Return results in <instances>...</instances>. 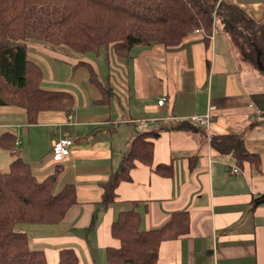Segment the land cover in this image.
<instances>
[{
    "label": "crops",
    "instance_id": "1",
    "mask_svg": "<svg viewBox=\"0 0 264 264\" xmlns=\"http://www.w3.org/2000/svg\"><path fill=\"white\" fill-rule=\"evenodd\" d=\"M228 1L264 20V8ZM216 32L222 36L218 42ZM28 54L50 67L29 46ZM95 55H105L101 70L87 54H67V75L60 63V73L49 68L46 76L35 60L43 70L42 87L74 95L70 112L43 110L37 122L29 123L24 109L0 106V136L10 131L18 142L11 149L0 147V166L9 167L20 157L39 180L58 168L55 189L72 184L77 196L60 222L29 225L34 231V236L25 231L30 247L43 250L50 264L58 263L62 247L76 251L78 264H110L106 248L120 245L112 223L134 205L144 231L164 226L175 211L188 212V232L160 243L157 264H264V203L252 205L253 197L264 193L261 72L241 60L221 24L209 48L196 32L177 47L136 46L129 58L106 51ZM82 61L92 64L97 80L107 85L104 103ZM161 96L167 98L164 106L158 105ZM206 113L212 115L208 126L192 122ZM139 119L154 120L142 130ZM145 131L160 133L154 139L153 166L137 161L131 179L121 181L116 199L105 205V184L121 167L133 138ZM224 133L242 136L246 148L260 155V168L249 161L239 166L231 154L213 146L212 137ZM62 135L75 142L70 157L55 162L51 146ZM160 163H171L172 174L157 172ZM234 166L240 173L231 172Z\"/></svg>",
    "mask_w": 264,
    "mask_h": 264
},
{
    "label": "trees",
    "instance_id": "2",
    "mask_svg": "<svg viewBox=\"0 0 264 264\" xmlns=\"http://www.w3.org/2000/svg\"><path fill=\"white\" fill-rule=\"evenodd\" d=\"M217 24L238 49L241 60L264 76V20L253 17L243 6L228 0H0V106L15 105L25 110L29 123L37 122L43 110L70 112L75 97L67 90L42 87L43 70L28 55V40L43 39L65 44L77 53L100 55L103 51L129 58L136 46L162 44L180 46L200 32L209 48ZM91 81L108 96L106 84L97 80L92 64ZM159 131H145L133 138L121 167L105 184V205L116 199V188L130 180L137 161L153 166L154 139ZM17 138L6 131L0 146L15 147ZM212 145L232 155L236 163L249 161L259 169L261 157L245 146L238 134L215 135ZM32 165L18 157L0 172V264H50L43 250L30 247L29 235L20 224L58 223L75 205L72 184L55 189L60 169L39 180ZM156 171L170 175L171 163L156 164ZM264 203V193L252 199L253 207ZM74 204V205H73ZM141 215L134 207L121 210L111 226L120 240L106 248L110 264H157L160 243L188 232L187 211L173 212L162 227L143 230ZM72 247L59 252L57 264H78Z\"/></svg>",
    "mask_w": 264,
    "mask_h": 264
},
{
    "label": "rangeland",
    "instance_id": "3",
    "mask_svg": "<svg viewBox=\"0 0 264 264\" xmlns=\"http://www.w3.org/2000/svg\"><path fill=\"white\" fill-rule=\"evenodd\" d=\"M245 6L252 7L255 6L257 7L258 10H260L261 8H264V0H243ZM233 3L235 1H232ZM237 3V2H235ZM239 4V3H238ZM224 31V30H223ZM215 37H216V42H218V40L222 37L220 34H218L217 32L215 33ZM33 44V45H31ZM233 43L230 41V45H232ZM28 46H29V52H34L35 54H41L42 56L46 57V60L48 61V64L50 67H48V65H46L44 62L40 61V58L34 56V55H29L30 58H34V60L38 61L40 63V65L42 66L45 75L48 76L49 75V68H51V70L53 72H57L60 73L63 69L64 73L67 75L68 74V67L69 65L65 62V56H67V54L69 53H77L74 50H72L69 46L65 45V44H59V45H55L52 44L48 41H45L43 39H36V38H32L31 40H28ZM65 49H69V53L65 50ZM56 51L62 52V54H56ZM87 56L90 57V59L94 60L95 63L97 64V68L98 70H101L100 65L104 62V57L105 55H101V56H96L94 53H90V52H86ZM60 63L62 65V69L60 67ZM99 66V67H98ZM43 85L49 87V86H54V85H49L48 83H43ZM2 147V146H0ZM3 148V147H2ZM5 152V151H4ZM3 151H1V153H4ZM8 169V167L4 166H0V172L6 171ZM30 224H20L18 225V229L20 231H30L31 236H34V231L33 228L29 227Z\"/></svg>",
    "mask_w": 264,
    "mask_h": 264
},
{
    "label": "built area",
    "instance_id": "4",
    "mask_svg": "<svg viewBox=\"0 0 264 264\" xmlns=\"http://www.w3.org/2000/svg\"><path fill=\"white\" fill-rule=\"evenodd\" d=\"M167 103V98L165 96H161L158 99V105L164 106ZM154 119H139L137 120L139 128L142 130H147L149 124L153 122ZM212 120V115L210 113H206L203 115H195L192 117V122L202 126H208ZM73 138L68 135L59 136L55 139L51 146V155L52 159L55 162H61L66 160L71 155V146L74 144ZM18 143V142H16ZM241 169L238 166H234L231 170L232 173H240Z\"/></svg>",
    "mask_w": 264,
    "mask_h": 264
}]
</instances>
